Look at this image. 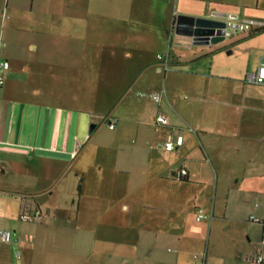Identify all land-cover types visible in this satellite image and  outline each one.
I'll return each instance as SVG.
<instances>
[{
	"label": "crops",
	"instance_id": "1",
	"mask_svg": "<svg viewBox=\"0 0 264 264\" xmlns=\"http://www.w3.org/2000/svg\"><path fill=\"white\" fill-rule=\"evenodd\" d=\"M36 1L4 0V3L5 8L10 5L17 8V4L24 2L33 10ZM102 2V10L98 13L103 12L109 20L127 19L134 24L137 20H155L153 26L157 32L149 31L142 35L150 37L151 42H160L170 62L169 70H160L158 55L156 64L160 65L156 72L166 77L167 73L174 71V65H200V68H204L203 76H199L203 77V83L194 82L186 88L187 91L207 105V101L215 98V104L221 105L220 109L237 116L233 118L236 126H186L184 120L189 114V106H196V103L187 101L186 96H178L181 89L174 90L168 83V87L159 86V92H154L161 93L162 99L158 103L152 99L160 106L150 122L136 119L130 122L131 126H123L134 128L142 140L134 142V146L119 143L120 147L117 148L120 155L113 159L103 156L99 160L93 142L97 126L88 131L90 120L83 116L90 113L63 101L77 103L80 98H90L89 77L82 78L85 74L76 79L78 83H89L83 84L82 89L79 86L66 94L60 90L52 91L54 96L59 95V105L41 104L38 100L44 93L31 84L32 78L30 80L31 76L39 75L40 70L37 60L27 53H37L40 47L32 42L27 45L20 41L13 44L11 40L2 44L7 28L4 22L3 36H0V60H7L10 67L4 74V85L0 87V230L9 232L10 241L0 244V264H86L91 261L92 264H101L96 259L111 256L126 259L129 256L126 252L116 251L121 249L119 245L127 241V232L122 227L124 223L113 221L110 213L112 215L116 208L125 213L131 210L125 201L128 183L117 177L119 173L126 176L131 172L128 168L116 167L127 158L132 166L137 160L143 162L144 144L152 152L157 167L154 173L140 170V176L147 174L148 179L156 180L169 174L172 180L183 184L178 190L188 194L189 191L193 192V185L202 183L205 172L214 174V190L193 192L191 198L200 199L202 204L205 198L209 199L213 219L209 224L210 235L218 231L220 223L228 224L238 233L239 239L232 240L240 242V248L230 256H220L221 262L216 263V258L208 253L198 257L195 256L197 253L186 250L183 245L174 255L162 253L158 242L151 249L139 252L138 248L144 241L141 235L137 238L134 251L136 264H198L200 259L203 264H258L254 260L255 255L260 249L264 252L261 244L264 238V87L246 83L245 75L257 70L264 55V0ZM2 4L3 1L0 4V22L4 13ZM88 10L91 12L92 7L89 6ZM180 15L222 21L234 16L240 21H253L256 26L250 33H237L223 42L194 45L192 40L176 34L175 23ZM157 20H163V23ZM143 36L140 40L150 41ZM18 39L19 36L15 38ZM127 41L128 38H124L123 42ZM124 50L125 59L134 58L133 52L126 48ZM139 58L142 65L143 56ZM220 115L216 117L220 118ZM253 115L258 118L250 121V126H244ZM159 116L166 118V126L157 124ZM224 120L220 123H224ZM113 122H117L112 130L115 131L120 122L117 119L109 120L108 125ZM132 123L135 125L132 126ZM150 127L155 131L152 139L146 130ZM179 134L184 136L181 147L168 152L158 146ZM110 159L111 163L108 164ZM105 166L115 172L114 178L107 182ZM181 170L187 171L183 179L176 176ZM93 171L100 173L96 180L91 178ZM171 193H174V189ZM62 200L64 204L60 202ZM171 203H174V197H171ZM70 204L76 216L75 220H65L66 224L71 222L70 239L64 250V258H59V244L62 241L59 237V218L56 217L58 213L54 212L50 219L45 218L44 213ZM112 204L117 206L112 209ZM205 207L194 205L195 218L198 209L207 212ZM36 208L41 211L43 219L34 221L35 224L20 220L24 210ZM253 218L259 221L255 222ZM112 227L115 228L114 232ZM206 229V226L194 227L195 235L202 236ZM112 234H115L113 240L118 245L115 251H111L110 247ZM187 238L188 235L179 236L177 242L183 244Z\"/></svg>",
	"mask_w": 264,
	"mask_h": 264
},
{
	"label": "rangeland",
	"instance_id": "2",
	"mask_svg": "<svg viewBox=\"0 0 264 264\" xmlns=\"http://www.w3.org/2000/svg\"><path fill=\"white\" fill-rule=\"evenodd\" d=\"M2 1V11L4 10L0 22L2 36L3 23L7 24L2 44L11 40L13 44H18V41L26 45L32 42L40 47L37 53H27L32 59L37 60L40 70V74L31 76L30 80L32 78L31 84L42 89L44 93L38 100L41 104L59 105V95L54 96L52 91L59 92L60 90L66 94L83 84L90 83V98H80L77 103H72L71 100L63 101L82 110L86 109L83 111L90 113L83 116L87 121L90 120L87 125L88 131L97 126L93 142L94 151L99 160L103 156L105 158L110 156L113 159L116 155H120L117 148L120 147L119 143L134 146V142L138 141L139 143L142 140L138 138L134 128L128 127L127 129L123 126H131L130 122L136 119L150 122L152 115H157L160 105L149 96L154 92H159L157 89L159 86L160 88L168 87V83L174 90L181 89L178 91L181 93L178 96H186L187 101L192 100L196 103V106H189L188 113L191 115L187 114L186 120H184L186 126H236L233 118H237V116L220 109L221 105L215 104V98L207 101V105L205 101L201 103L198 96L187 91L186 88L194 82L203 83V77L199 76H203L204 68H200V65L193 66L191 64L194 63H184L174 65L173 69L172 65L171 69L174 71L167 73L166 77L164 74L156 72L160 65L156 64L157 56H165L167 51L163 49L160 42H151L150 37L142 35L144 32L145 34L149 31L157 32L153 26L155 20H137L136 24L127 19L109 20L105 18L103 12L98 13L102 10L103 0H38L33 4V10L30 9L29 4L24 2L17 4V8L11 5L5 8L4 0ZM2 1L0 0V4ZM89 6L92 7L91 12L88 10ZM78 14L79 16H77ZM157 21L163 23V20ZM17 36L19 39L15 40ZM142 36L149 38L150 41L140 40ZM124 38H128L127 43L123 42ZM121 46H125L127 50L133 52L134 58L125 59V48H119ZM142 56L143 64L141 65L142 61L139 60V57ZM83 75L85 76L82 78L89 77V83L76 82V79ZM135 79L138 82L133 83L132 81ZM218 114H221L220 118L216 117ZM257 118V115H253L244 126H250V121H255ZM116 119L120 122V126L118 125L119 127L112 131L113 129L109 128L108 123L109 120ZM223 119L225 122L220 123ZM134 125L132 123V126ZM146 130L152 139L154 128L150 127ZM144 148L142 149L143 162L137 160L132 166L130 159L127 158L125 162L121 161L116 167L117 169L128 168L131 172L126 176L116 173L117 177H121L128 183L125 201L131 210L125 213L116 208L112 215L110 213L113 221L124 223L122 227L127 232V241L122 237L125 242L119 245L121 249L116 250L118 245L113 240L115 234H112L110 247L111 251L126 252L129 256L126 259L111 256L96 259V261L101 264H136L135 246L138 236L141 235H143L144 241L138 248L139 252H145L147 248L151 249L158 242L159 250L162 253L174 255L180 245H183L186 250L194 254L197 253L195 256L201 257L202 254L204 256L206 252L209 256L216 258V263L218 261L220 263V256H230V253L233 254V251L238 250L240 242L232 239H239V235L232 226L220 223L221 225L217 227L218 231H214L210 235L211 203L209 199L205 198L206 200L202 204L200 199L191 198L194 195L193 192L214 190L216 181L214 174L209 171L205 172L201 178L202 183L193 185V192L189 191L188 194H183L178 190L183 184L172 180L169 174L156 180L148 179L147 174L140 176V170H144L145 173L146 171L154 173L156 172L155 167H157V162L153 161L152 152L147 144H144ZM111 159L109 162L107 161L108 164L111 163ZM149 165L151 166L149 167ZM104 170L105 181L112 180L115 172L106 166ZM98 176L100 173L97 171L91 173L93 180H96ZM112 183L114 184V182ZM173 189L174 193H171ZM122 196L124 195L122 194ZM171 197H174V203H171ZM60 202L64 204L63 200ZM194 205L206 206L207 212H205L209 218L201 223L194 221L196 219L193 215ZM115 206L117 205L112 204V209ZM54 212L58 213L56 217L59 218V237L62 241L59 244V258H64V250L69 243L68 239H70V221L75 220L76 213L71 204L65 207L62 205L60 209H49L47 214L44 213L45 218H52ZM68 219L70 221L66 224L65 220ZM197 226H206L207 229L202 232V236L195 235L194 227ZM112 231H115L114 227H112ZM123 234L122 232V236H124ZM182 235H188V238L183 244H179L177 238ZM168 240L172 241L168 242ZM232 241L236 244L232 245ZM200 260L198 263L203 264ZM86 264H92V261Z\"/></svg>",
	"mask_w": 264,
	"mask_h": 264
},
{
	"label": "built area",
	"instance_id": "3",
	"mask_svg": "<svg viewBox=\"0 0 264 264\" xmlns=\"http://www.w3.org/2000/svg\"><path fill=\"white\" fill-rule=\"evenodd\" d=\"M227 22V28L225 33V38H232L237 33H250L256 23L253 21H240L236 17L231 16ZM2 34V30L0 29V35ZM158 59L161 60V68L162 71H167L170 69V62L168 56L159 55ZM10 64L7 60H0V87L4 85V74L9 69ZM245 82L250 85L262 86L264 87V55L260 60L259 67L256 71H249L245 75ZM150 97L155 102H160L162 99L161 93H152ZM117 122H113L109 124L110 129H114ZM157 124L159 126H166L167 120L164 116H159L157 118ZM0 138H1V130H0ZM184 144L183 135L179 134L175 139H169L165 143H159L158 146L162 147L164 150L171 152L178 147H181ZM187 174L186 170H181L176 174L177 178L183 179ZM209 216L203 209H198L196 212V221L201 222L203 220H207ZM43 219V215L40 210H34L31 212L23 211L20 215V220L23 222H34L37 220ZM255 222H258V219L253 218ZM10 241V234L4 230H0V244L6 243ZM261 244L264 246V238L261 241ZM19 256V253H18ZM255 262L258 264L264 263V252L260 249L257 251L255 255ZM200 264V263H198Z\"/></svg>",
	"mask_w": 264,
	"mask_h": 264
},
{
	"label": "water",
	"instance_id": "4",
	"mask_svg": "<svg viewBox=\"0 0 264 264\" xmlns=\"http://www.w3.org/2000/svg\"><path fill=\"white\" fill-rule=\"evenodd\" d=\"M226 28V21L184 15L178 16L175 23L176 34L192 40L194 45L225 41Z\"/></svg>",
	"mask_w": 264,
	"mask_h": 264
},
{
	"label": "trees",
	"instance_id": "5",
	"mask_svg": "<svg viewBox=\"0 0 264 264\" xmlns=\"http://www.w3.org/2000/svg\"><path fill=\"white\" fill-rule=\"evenodd\" d=\"M24 200H25V199H24ZM32 210L34 211L35 209H31V210H30V209H26L25 211H27V212H31ZM36 210H38V208H36Z\"/></svg>",
	"mask_w": 264,
	"mask_h": 264
}]
</instances>
